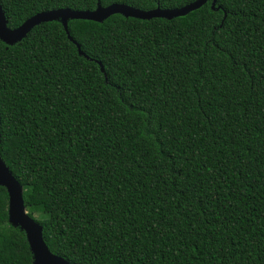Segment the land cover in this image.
Wrapping results in <instances>:
<instances>
[{
    "label": "trees",
    "instance_id": "16d2710c",
    "mask_svg": "<svg viewBox=\"0 0 264 264\" xmlns=\"http://www.w3.org/2000/svg\"><path fill=\"white\" fill-rule=\"evenodd\" d=\"M193 0H0L52 9ZM0 40V158L48 250L73 264H264V0L113 13ZM103 71H100L99 64ZM0 186V264H31Z\"/></svg>",
    "mask_w": 264,
    "mask_h": 264
},
{
    "label": "water",
    "instance_id": "95a60500",
    "mask_svg": "<svg viewBox=\"0 0 264 264\" xmlns=\"http://www.w3.org/2000/svg\"><path fill=\"white\" fill-rule=\"evenodd\" d=\"M205 1L206 0H193L192 2L178 8L161 9L155 7L145 11L122 3H111L104 7L97 3L93 10H70L67 8L52 9L35 13L14 28H8L6 26L4 13L0 6V40L7 45H12L19 41L34 25L40 22L58 20L66 33L67 39L75 44L78 54L82 55L83 53L79 50L78 45L68 35L66 28V22L68 19H87L101 22L105 17L113 13H119L124 17L130 16L140 19H148L151 17L171 18L185 14L188 11L197 8ZM214 1L215 0H211V7H213ZM99 68L102 72L103 69L100 64ZM0 186L4 187L7 194V221L23 232L31 254V264H73L48 250L42 239L41 226L29 217L24 210L21 197V187L11 175L1 158Z\"/></svg>",
    "mask_w": 264,
    "mask_h": 264
}]
</instances>
